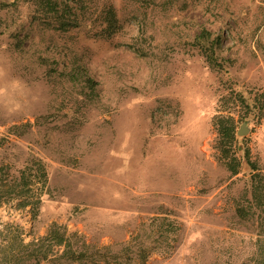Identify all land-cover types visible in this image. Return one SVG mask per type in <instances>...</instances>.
<instances>
[{"label":"rangeland","instance_id":"1","mask_svg":"<svg viewBox=\"0 0 264 264\" xmlns=\"http://www.w3.org/2000/svg\"><path fill=\"white\" fill-rule=\"evenodd\" d=\"M69 9L59 29L23 0H0V164L16 174L39 159L47 173L38 209L0 206V264L9 238L28 243L53 223L89 244L83 264L107 248L124 264H255L264 236L234 210L249 187L245 148L264 170V109L259 120L234 114L236 176L218 159L213 121L230 90L248 103L264 92V0Z\"/></svg>","mask_w":264,"mask_h":264},{"label":"trees","instance_id":"2","mask_svg":"<svg viewBox=\"0 0 264 264\" xmlns=\"http://www.w3.org/2000/svg\"><path fill=\"white\" fill-rule=\"evenodd\" d=\"M70 0H23L28 3L36 16L39 18L51 19L62 29L72 24L65 17L69 9ZM14 3H5L2 6L10 7ZM103 21L106 24L105 30L108 35L115 28V16L112 10L105 13ZM212 65L216 64L212 59L208 60ZM87 82H90L89 80ZM219 110L221 114L214 118L213 126L216 132L215 148L218 153V159L225 166L227 171L236 176L240 172L241 158L238 157L236 149V123L237 120H244L249 116L259 120L262 117L264 109V92L255 93L251 103L246 98L235 93L232 90L223 96L220 100ZM221 109V110H220ZM226 111L224 114L223 112ZM242 158L249 167L248 190L245 194L240 195L235 203V216L243 223L255 224L258 235L264 236V170L258 169L256 164L249 158V149L243 150ZM11 167L8 164H0V206L9 200L20 199L21 206H31L32 209H38L41 204L42 189L47 184V173L45 166L38 159H31L16 172L10 173ZM40 189L35 192L36 187ZM10 239V242L14 241ZM7 243L3 248L6 255L7 264H83L84 257L87 254L86 248L90 247L83 237L77 233H69L67 228L56 223L51 224L47 233L43 237L33 239L28 243L18 240L16 244ZM262 243V240L258 241ZM9 246V247H8ZM56 248L62 249V254L58 257L55 253ZM138 251L135 253L142 260L150 255V251H145L143 247L137 245ZM126 248L120 251L124 252ZM94 251L99 252L94 249ZM8 252V253H7ZM105 257L101 264H124L118 262L117 252L110 249H104ZM52 255H49V254ZM94 255V253L92 252ZM103 255V256H104ZM55 256L54 259L51 258ZM116 258V259H115ZM53 259V260H52ZM109 259V260H108ZM255 264H264V249H260L259 256Z\"/></svg>","mask_w":264,"mask_h":264},{"label":"water","instance_id":"3","mask_svg":"<svg viewBox=\"0 0 264 264\" xmlns=\"http://www.w3.org/2000/svg\"><path fill=\"white\" fill-rule=\"evenodd\" d=\"M241 130H243V131H241ZM241 130H240V134H243V133H245V129L243 128V127H241Z\"/></svg>","mask_w":264,"mask_h":264},{"label":"bare ground","instance_id":"4","mask_svg":"<svg viewBox=\"0 0 264 264\" xmlns=\"http://www.w3.org/2000/svg\"><path fill=\"white\" fill-rule=\"evenodd\" d=\"M241 131H243V130H241Z\"/></svg>","mask_w":264,"mask_h":264}]
</instances>
